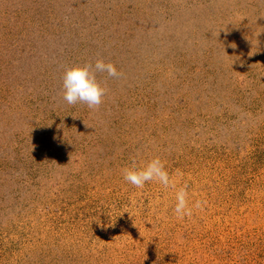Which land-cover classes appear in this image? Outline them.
Masks as SVG:
<instances>
[{
    "label": "rangeland",
    "instance_id": "1",
    "mask_svg": "<svg viewBox=\"0 0 264 264\" xmlns=\"http://www.w3.org/2000/svg\"><path fill=\"white\" fill-rule=\"evenodd\" d=\"M0 264H264V0H0Z\"/></svg>",
    "mask_w": 264,
    "mask_h": 264
},
{
    "label": "clouds",
    "instance_id": "2",
    "mask_svg": "<svg viewBox=\"0 0 264 264\" xmlns=\"http://www.w3.org/2000/svg\"><path fill=\"white\" fill-rule=\"evenodd\" d=\"M97 73H107L108 77L119 79L123 73L118 72L111 62L105 63L102 59H97L94 64L88 63L83 66H75L65 71L63 76V99L70 105L77 103L86 104L91 109H98L103 103V97L108 89L97 81ZM166 162L159 157L150 160L146 166L137 168L133 161L132 166L124 168V179L136 188H144L145 184L155 181L165 189L176 188L175 176H181L179 170L170 176L165 167ZM187 185L180 187L176 192L174 213L178 219L191 217L193 209H201V201H196L190 205Z\"/></svg>",
    "mask_w": 264,
    "mask_h": 264
}]
</instances>
